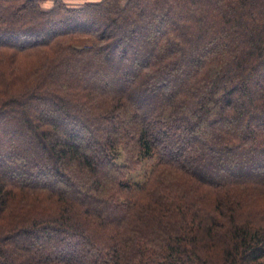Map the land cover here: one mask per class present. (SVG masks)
Here are the masks:
<instances>
[{
  "label": "trees",
  "instance_id": "obj_1",
  "mask_svg": "<svg viewBox=\"0 0 264 264\" xmlns=\"http://www.w3.org/2000/svg\"><path fill=\"white\" fill-rule=\"evenodd\" d=\"M51 1L0 0V264H264V0Z\"/></svg>",
  "mask_w": 264,
  "mask_h": 264
},
{
  "label": "rangeland",
  "instance_id": "obj_2",
  "mask_svg": "<svg viewBox=\"0 0 264 264\" xmlns=\"http://www.w3.org/2000/svg\"><path fill=\"white\" fill-rule=\"evenodd\" d=\"M73 1V3H81V2H83V1H88V0H71V2ZM51 0H50V2L48 3V6H50L51 5ZM166 3L165 2H161L160 3V6H164ZM191 38H193V39H195L194 38V36L193 35H191ZM89 42H90V40L89 39H80V40H78V41H76V45L77 46H81L82 44H89ZM206 45H207V43L206 42H204V43H202L201 44V48H205L206 49ZM148 54V56H151V54H149V52L147 53ZM146 54V55H147ZM109 59V58H108ZM108 59H106V60H108ZM108 62V61H107ZM114 66H116V68L118 69V68H121V72H120V74H122L123 73V67H121V65H119V64H115ZM182 66H183V64H182ZM181 66V67H182ZM181 67H178V68H181ZM192 69V67L191 66H189V67H186L185 66V68L184 69H182L178 74H177V76L175 77L177 80H179L180 78H182L180 75H183L185 72H187L188 70H191ZM128 73L130 74L131 73V68L129 67L128 68ZM95 72V71H94ZM127 74V73H126ZM91 76H93V75H88L87 73H85V75L83 76V81H81L80 83H81V85H82V87L85 89H89L90 87H91V84H90V82H89V78L91 77ZM114 78H116V76H113ZM118 77V76H117ZM243 78H244V81L245 82H247L249 85H251V83L252 82H256V83H258L259 85H264V75H261V71H259L258 70V73L256 74V73H254L253 74V76H251L250 77V74H248V76H245V75H243ZM175 79V80H176ZM223 79H225V78H223ZM224 82H223V80H219L218 81V83H216L215 84V86H220V85H222ZM170 85H171V87L172 88H176L177 89V86H174V85H172L171 83H170ZM236 94H238V95H236ZM258 95H260V93L258 92L257 94L254 92V95H253V97H257ZM240 97V94L239 93H235V96H233V98H236V97ZM232 98V100H229L231 103H233V101L235 100V99H233ZM241 98V97H240ZM245 98H247V96H243V99H242V104L241 103H237V108L238 109H240V110H249L250 109V106H248V107H246L244 104H245ZM231 99V98H230ZM146 103L144 104V106L145 107H147V108H150V99L148 100V99H143ZM221 102H223V100H220V99H216L215 100V102H214V104H213V106L212 107H214V105H220L221 104ZM37 103H38V106H41L42 104H44V103H42L41 101H37ZM230 103V104H231ZM33 111V110H32ZM34 112H35V110H34ZM185 117H186V119H184V123L186 124V125H188V124H190V119L188 118V115H185ZM80 118H82V119H84V116H80ZM206 123H205V119L202 117V118H200L199 119V122L197 123V122H194V125H197L196 126V128L198 129L200 126H201V128L204 130V129H206V125H205ZM61 133L63 134V135H61V137H65V134H66V128H63V129H61ZM198 131H199V129H198ZM202 132H204V131H202ZM63 137V138H64ZM5 142H7V140H4ZM28 141V139H26L25 138V142H27ZM47 142V144L48 145H50V140L48 141H46ZM45 142V143H46ZM20 145V144H19ZM30 149V148H29ZM33 149V147H31V149L30 150H32ZM34 153H35V155H33V154H31V153H28V152H22V157H26V158H30V157H32V158H35V159H40V156H41V152L39 151V150H32ZM145 170H146V168L144 167V168H142V169H138L137 171H136V173H134L133 175H132V177H136L137 175L138 176H142V174H143V172H145ZM16 174V173H15ZM17 174H20L19 172L17 173ZM34 179L35 178H39V177H33ZM41 178H43V177H41ZM41 178H39V179H41ZM134 180V179H133ZM17 241L19 242V240L17 239ZM29 257H31V254H29ZM1 261H6V259L3 257V259L1 260Z\"/></svg>",
  "mask_w": 264,
  "mask_h": 264
}]
</instances>
